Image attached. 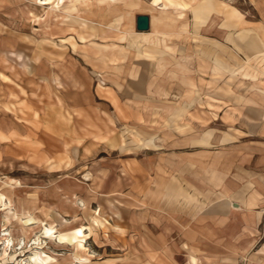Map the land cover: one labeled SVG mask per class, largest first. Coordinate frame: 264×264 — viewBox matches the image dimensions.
<instances>
[{"label":"rangeland","instance_id":"374dc122","mask_svg":"<svg viewBox=\"0 0 264 264\" xmlns=\"http://www.w3.org/2000/svg\"><path fill=\"white\" fill-rule=\"evenodd\" d=\"M252 108L264 0H0V264H264Z\"/></svg>","mask_w":264,"mask_h":264},{"label":"crops","instance_id":"0c3cea01","mask_svg":"<svg viewBox=\"0 0 264 264\" xmlns=\"http://www.w3.org/2000/svg\"><path fill=\"white\" fill-rule=\"evenodd\" d=\"M208 4V2H198L193 8H194V10L192 11L191 10V13H193V15H192V17H193V19H194V24H195V26H197L198 28L199 27H203V26H206L207 25V23L209 22L210 23V21L212 20V18H213V16L215 15V17H214V19H215V21L214 22H216L217 21V17H220L218 14H216V13H209V14H207V16H205L203 19L202 18H200L202 15H200L199 14V12H200V10L199 9H197V8H199V7H202V6H206ZM197 9V10H196ZM199 11V12H198ZM135 34H137V35H143V34H146V33H143V32H135ZM252 43H253V40L252 41H250V42H247L246 43V47L247 46H249V48L248 49H251L250 47H251V45H252ZM241 48H242V46H241ZM250 51H252L251 53H253V54H255V53H257V54H259L258 53V51H254V50H250ZM244 52V51H243ZM247 54V53H246ZM215 65H216V69H217V67H219V66H223L224 64H221V62H220V60H218V59H216V62H215ZM218 74V73H217ZM217 81H220L219 79H218V77H217ZM140 83L143 85L145 82L144 81H142V82H139V85H140ZM258 107H261V106H258ZM251 113V115H249V117H253V118H255V117H258V119H260V121H262V122H264V111H258V110H260V109H255V108H252V109H248ZM201 111V110H200ZM225 115H217V119L216 118H214V120L216 121H222V119H224L225 120ZM209 133H205V137H202V138H200V139H198V140H196L195 142L198 144V145H204V144H207V140L209 139ZM232 136H230V137H224V138H222L221 139V141H220V143L221 144H226V143H230V142H233L232 140ZM146 145L147 146H150V147H152V149H154L155 148V145L152 143V141L151 140H149L147 143H146ZM146 149H148V150H150L149 148H146ZM230 206L233 210H238L239 208V205L237 204V203H231V202H229V201H227L226 199H221V200H219L217 203H215L214 204V206H213V210H215V209H217V208H222V209H224V208H226V206Z\"/></svg>","mask_w":264,"mask_h":264},{"label":"water","instance_id":"95a60500","mask_svg":"<svg viewBox=\"0 0 264 264\" xmlns=\"http://www.w3.org/2000/svg\"><path fill=\"white\" fill-rule=\"evenodd\" d=\"M135 29L138 32H145L149 29V18L147 16H137L135 19Z\"/></svg>","mask_w":264,"mask_h":264},{"label":"bare ground","instance_id":"6f19581e","mask_svg":"<svg viewBox=\"0 0 264 264\" xmlns=\"http://www.w3.org/2000/svg\"><path fill=\"white\" fill-rule=\"evenodd\" d=\"M73 2V1H72ZM79 230H80V228L79 229H77V231L79 232Z\"/></svg>","mask_w":264,"mask_h":264}]
</instances>
